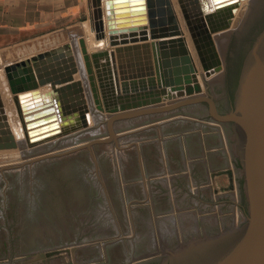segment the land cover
<instances>
[{
	"label": "rangeland",
	"instance_id": "374dc122",
	"mask_svg": "<svg viewBox=\"0 0 264 264\" xmlns=\"http://www.w3.org/2000/svg\"><path fill=\"white\" fill-rule=\"evenodd\" d=\"M84 2L0 0V70L79 45ZM243 3L240 24L216 35L225 67L206 75L219 112L224 72L241 74L264 29V0ZM79 77L87 81L85 68ZM209 111L179 106L156 123L119 120L112 130L95 112L88 129L0 150V264H163L177 255L194 263L196 247L238 238L250 223L245 147ZM224 257L196 264H233Z\"/></svg>",
	"mask_w": 264,
	"mask_h": 264
},
{
	"label": "water",
	"instance_id": "95a60500",
	"mask_svg": "<svg viewBox=\"0 0 264 264\" xmlns=\"http://www.w3.org/2000/svg\"><path fill=\"white\" fill-rule=\"evenodd\" d=\"M239 2L176 0L174 4L172 0H91L92 32L96 40H107L112 48L90 53L86 39H79L91 101L87 100L82 81L74 79L79 70L70 44L18 65H8L3 70L9 82L10 90L7 87V92L15 95L13 101L20 117L18 125L23 132V141L30 147L88 129L90 114L95 112L107 117L106 123L112 130V123L116 121L154 112L137 109L164 101L172 103L171 106L157 112L207 103L214 120L234 126L238 145L242 149L245 147L243 164L251 205L250 223L238 238L223 244L210 242L207 246L196 247L197 251L193 249L194 263L190 257L177 255L163 264H196L198 258L200 261L213 260L218 255H224L228 261L232 259L233 264H264V165L261 146L264 141V111L260 114L251 111L247 115L240 111L251 64L264 44V29L246 57L233 110L224 114L219 112L216 99L208 92L211 81H206L205 76L214 69L225 67L214 35L228 30L233 23V27L240 24L245 10L244 7L238 9ZM143 51L152 57L154 64L152 66L146 57L147 75L142 68ZM59 56L64 59V65L59 64ZM63 66L68 70L66 74H57V68ZM54 72L56 75L50 77ZM45 76H48L47 80ZM50 82L54 91L42 94L39 88ZM25 91L29 92V101L21 106L23 103L19 105L17 98ZM10 104L9 98L0 100V150L19 147L11 129L10 116L6 114L11 110H8ZM129 111L138 112L126 114ZM245 133H248L246 144ZM55 253L49 252L46 257L50 260Z\"/></svg>",
	"mask_w": 264,
	"mask_h": 264
},
{
	"label": "bare ground",
	"instance_id": "6f19581e",
	"mask_svg": "<svg viewBox=\"0 0 264 264\" xmlns=\"http://www.w3.org/2000/svg\"><path fill=\"white\" fill-rule=\"evenodd\" d=\"M244 1H248V0H240V2H239V8L238 9L242 8V3ZM243 4H245V3H243ZM249 6H250V4L247 6V8ZM237 16H238V14L235 15V18ZM242 19H241V21H242ZM233 24H232V26H233ZM232 26L228 30H230L231 28H233ZM228 30H225L223 32H220V33H218L216 35L218 36V35H220L222 33H225ZM216 35H214V41L216 40V37H217ZM221 40H224V39H221ZM215 43H216V41H215ZM220 43L221 42L219 41V44ZM65 45H67V44H65ZM98 49L110 50V49L105 48L104 45H102V46H98V47L94 48L93 51L98 50ZM142 54H143L142 55V58H143V66H142V68H144L145 75H147L148 72H149L148 71L149 68L146 65V63H147L146 57H148V59L151 60L152 66L154 64H153V61H152V57H149V54L148 53H144V51H143ZM79 56H80V58H79L78 62L81 63V60H82V62L84 63V61L82 59L83 57H82V54L81 53L78 54V57ZM220 57L223 60V58H222L221 55H220ZM0 62H1V60H0ZM125 62H126V66H127L126 59H125ZM137 64L138 63L135 60L134 66L136 67V75L138 76V65ZM77 66H79V64H77ZM223 67H224V65H223ZM84 68H85V65H84ZM220 69H222V67L221 68L219 67L217 69H214V70L206 73V75H209L210 73H212L214 71H217V70H220ZM78 70H79V68H78ZM67 71L68 70L65 68V66H63V68H61V69H58L57 68V74H59V75H60V73L66 74ZM126 73H127L128 77H129L130 74H129V71H128V66L126 67ZM77 74H79V73H77ZM55 75H56V73L54 72V73H52L50 75V77L53 78ZM80 75H82V73H80ZM75 76H76V78H75ZM47 78H48V76L47 77L45 76V79L46 80H47ZM74 79L77 80V81H82V79L79 78L78 75H74ZM119 79H121V77H119ZM216 79H219V77H217ZM246 80L247 81H246V85H245V88H244L243 93H242L241 104H240L241 114H243V115L246 114L247 115L251 111L254 114H260L262 111H264V107L262 106V103L264 102V44L262 46L261 52H259L256 55V57L254 58V60H253V62L251 64V67H250V72H249ZM0 81H1V85H0L1 86V91H0L1 99L0 100H3V97L5 99H8L9 98L11 100V104H10L11 107L8 106V110H10V109L11 110H10V112L9 111L8 112L6 111V114H8V117L10 116L9 119L11 120V123H12V126H11L12 132L15 135L16 139L18 140V143L23 142V137H22L23 132L21 131V129H20L19 125H18V122L20 123V117L18 115V110H16V106L14 105V101H13L15 95H10V92L9 91H8L9 93L7 92V87H8V90H10V88H9L8 83L6 81V78H5V75H4L3 70H0ZM82 86H83V89L85 91L83 81H82ZM45 87H48L49 89L46 90V89H44ZM39 89H40V91H41L42 94H46L48 92L54 91V88H53V85H52L51 82L49 84H46V85L40 87ZM28 93H29L28 91L27 92L25 91V92H22L21 94L18 95V98L17 99H18L19 105H21L23 103L21 105V106H23L24 104L26 105L28 103L27 102V101H29V98H28L29 96L27 95ZM85 94H86V92H85ZM86 97H87V100L88 101H91L90 100V96L88 95V93L86 94ZM30 100H31V98H30ZM25 102H27V103H25ZM126 114H128V113H126ZM16 118H17V121H16ZM262 152H263V150H262Z\"/></svg>",
	"mask_w": 264,
	"mask_h": 264
},
{
	"label": "crops",
	"instance_id": "0c3cea01",
	"mask_svg": "<svg viewBox=\"0 0 264 264\" xmlns=\"http://www.w3.org/2000/svg\"><path fill=\"white\" fill-rule=\"evenodd\" d=\"M81 7H82L81 10H83V8H84V19L87 22L85 21L86 23H84V25H83V23L79 25V27H78V34L75 35L76 38L78 40L80 38H85L87 40L86 43H87L89 52H93L94 48H96L98 46H102V45H104L105 48L112 50V48L108 45V41L107 40H101V41L96 40V35H95L94 32H92V29H91V21H90V15H91L92 8L89 6L88 0H85L84 5H80V8ZM103 9H104V13H105L106 10H105V4L104 3H103ZM105 23H106V33L108 34V28H107V24L108 23H107L106 16H105ZM66 42H68V43H66ZM66 42L64 44H70V45H72V48H73L74 53H75V56H76L77 64H79V66H78L79 72H81L82 68H84V63L82 62V60H81V63L78 62V60L80 58V56L78 57V54L80 53V47L78 45V41H75V42L74 41H72V42L71 41H66ZM78 49H79V51H78ZM28 58L29 57H27L25 59L27 60ZM59 58H60L59 59L60 60V63L59 64L60 65H64L65 64V61L62 58V56H59ZM112 67H113V65H112ZM76 75L79 76V74H76ZM75 78H76V76H75ZM82 81L84 83L85 92L87 94V93H89L88 92V85L86 84V81L85 80L82 79ZM47 89H49V88H47ZM130 101H133V99H130ZM169 104L170 103L168 101H164V102H162L160 104H157V105H148L146 107L139 108L137 110H154V112L152 111L150 114H143L141 116H137V117L131 118L130 120H128V122L129 121L130 122L131 121H135L136 119H144V121H143L144 123H151V124L152 123H156L157 120H159L164 115H166V111L165 112H157V111L164 110V109L168 108L170 106ZM131 112H138V111H129L128 114H132Z\"/></svg>",
	"mask_w": 264,
	"mask_h": 264
},
{
	"label": "flooded vegetation",
	"instance_id": "af4514ba",
	"mask_svg": "<svg viewBox=\"0 0 264 264\" xmlns=\"http://www.w3.org/2000/svg\"><path fill=\"white\" fill-rule=\"evenodd\" d=\"M242 72V71H241ZM240 72V73H241ZM241 74L235 77L229 73V71L226 70L223 74V91H222V97L224 98V101L226 104L224 106H227L226 110L221 111L220 113L224 114L234 109L235 107V96L236 92L239 86ZM222 98V99H223Z\"/></svg>",
	"mask_w": 264,
	"mask_h": 264
}]
</instances>
